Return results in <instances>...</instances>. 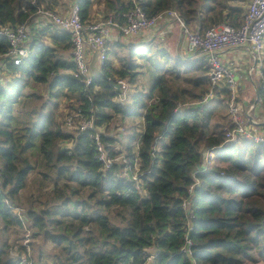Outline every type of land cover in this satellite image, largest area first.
I'll return each instance as SVG.
<instances>
[{
    "label": "trees",
    "instance_id": "trees-1",
    "mask_svg": "<svg viewBox=\"0 0 264 264\" xmlns=\"http://www.w3.org/2000/svg\"><path fill=\"white\" fill-rule=\"evenodd\" d=\"M61 1L0 0V26L31 21L41 9L56 12ZM79 4L85 22L92 20L94 7H102V20L123 24L124 15L136 6L149 17L177 11L189 29L203 31L225 23L239 27L244 20L243 11L229 7L227 0ZM49 35L54 45L64 42L71 47L70 36L56 27L38 29L30 57L20 66L8 65L14 77L0 84V264H15L28 255V246L10 244L8 234L21 233L25 240L30 229L33 239L42 237L54 247L47 254L39 250L40 264L43 259L51 264L264 262V146L241 137L227 141L226 131L232 126L219 124V107L202 103L211 89L207 63L174 60L157 41H110L109 58L86 85L73 76L74 63L46 44ZM8 50V40L0 36V54ZM144 69L150 88L119 102L114 83L135 82ZM32 83L48 85L50 97L40 108L21 111L24 98H41L28 94ZM215 93L226 99L230 92ZM60 99L104 126L108 156L126 155L132 170L125 171L121 163L106 169L97 159L91 132H68L58 114ZM179 103L190 106L176 111ZM217 103L227 105L223 100ZM19 114H26L27 120ZM128 119L143 121V128H120ZM118 128L129 132L123 149ZM210 150L215 158L207 164L204 155ZM30 153L41 154L42 168L31 162ZM137 162L139 172L134 169ZM36 171L34 189L29 178ZM135 174L139 187L129 179ZM186 199L191 201V222L183 207ZM187 234L191 255L183 250ZM29 259L33 262L32 255Z\"/></svg>",
    "mask_w": 264,
    "mask_h": 264
},
{
    "label": "built area",
    "instance_id": "built-area-1",
    "mask_svg": "<svg viewBox=\"0 0 264 264\" xmlns=\"http://www.w3.org/2000/svg\"><path fill=\"white\" fill-rule=\"evenodd\" d=\"M81 6L77 0L67 14H59L53 11L41 9L36 16H42L47 24L56 27L60 32L66 33L71 38L73 52V63L75 71L73 76L83 80L86 85L93 82L94 76L90 72L89 54L96 52L100 62L103 64L109 58V41L112 32L115 30L122 37L129 38L139 33L155 29L162 20L174 19L179 22L184 34V47L187 54L191 56H203L207 61L208 78L211 82V89L208 96L202 103L213 97L214 91L221 85H226L230 92L228 98V112L231 119L232 129L226 131L227 141L232 142L241 137L256 145L264 146V135L253 133L245 123L244 113L239 106L237 99L238 82L232 66L223 62L221 52L227 49L247 48L257 61L263 59L264 54V0H251L244 16V20L239 27L222 24L207 30L197 28L190 30L184 19L177 11L168 10L156 17H149L139 6L124 15V23L119 24L113 19L107 21L85 22L81 15ZM32 21L17 25L0 26V36L9 42V50L0 54V84L4 83L3 72L8 65L20 66L28 59L33 52ZM114 85H118L119 102H128L130 85L125 79H118ZM264 87V77H262ZM190 105L178 104L176 111H181ZM92 113L93 110L90 109ZM64 126L68 132H91V138L96 145L97 159L102 161L106 169H110L115 163L125 166V171H131L129 159L126 155L115 158L108 156L107 147L104 144V126H98L93 116L86 113L82 108L69 109L64 114ZM139 143L137 144V146ZM72 147H70L71 149ZM215 158L214 151L207 152L205 161L211 164ZM134 169L139 172V164L134 165ZM206 170L205 168L203 169ZM139 187L140 178L137 174L129 179ZM199 183V182H198ZM3 187V178L0 173V191ZM190 188V192L193 190ZM191 201L186 199L183 207L189 211V221L194 218L190 210ZM192 241L187 234L183 250L191 255ZM15 264H33L28 256H23ZM195 264V262L193 263Z\"/></svg>",
    "mask_w": 264,
    "mask_h": 264
},
{
    "label": "crops",
    "instance_id": "crops-1",
    "mask_svg": "<svg viewBox=\"0 0 264 264\" xmlns=\"http://www.w3.org/2000/svg\"><path fill=\"white\" fill-rule=\"evenodd\" d=\"M76 1L77 0H62L59 6L56 8V13L67 14ZM250 1L251 0H227V5L229 7H234L242 10V16L244 17ZM102 15V7H94L92 20H90L89 22L104 21L102 20ZM31 21L35 24V26L32 27L33 39L35 40L37 30L42 29L50 24H47L44 18L40 15L35 16ZM191 27L194 28L196 26ZM55 33H58V31H56ZM111 36L112 38L110 41L123 43L125 42L127 44L136 42L151 43L152 41H157L160 43L161 47L174 58V60L186 64L195 61L197 62L203 59L207 63L205 57L203 56H191L186 53L184 47L183 29L179 22L174 19H164L155 29L139 33L129 38L122 37L121 34L115 30L112 32ZM44 41L49 46L54 47L56 50H58V52L63 55L66 61L73 63L72 46L70 48H67V44L64 42H61V45H54L52 43V37L50 35L45 37ZM220 55L223 62L232 66L235 71L236 79L238 82L237 99L239 106L242 108V111L244 113L246 126L250 130H252L253 133L264 135V99L260 95L262 92L261 89L264 88L262 85V77H264V54L261 61H257L247 48L227 49L221 52ZM248 55H250L252 58H250ZM89 61L91 74L93 76L98 75L102 70V63L100 62L96 52H91L89 54ZM7 71L8 70L6 69L3 72L5 82L1 84L2 86L6 85L7 82L12 80L14 77L13 76L11 79H7L5 77ZM140 71L143 74L145 73L143 70ZM125 80L130 82L127 79ZM224 89H227L226 85L221 84L216 90L222 91ZM215 91L213 93V97L204 104L208 103V106H210L213 98H216V101L223 100L225 103L227 102L226 106H220V104L216 103L212 108L217 109L219 107L217 110L219 111V113L222 112V117L220 119L221 121L218 120V122L220 125L228 127L231 124V119L228 112L229 97L227 96V98L225 99L224 94H219L220 98H217V94L215 93ZM198 104L200 105V103H193V105ZM67 111H69V109H67ZM125 122H127V124L134 123V125L141 128H143L144 126L143 121H136L135 119H128Z\"/></svg>",
    "mask_w": 264,
    "mask_h": 264
},
{
    "label": "rangeland",
    "instance_id": "rangeland-1",
    "mask_svg": "<svg viewBox=\"0 0 264 264\" xmlns=\"http://www.w3.org/2000/svg\"><path fill=\"white\" fill-rule=\"evenodd\" d=\"M190 30H195V29H190ZM109 44V43H108ZM110 47V46H109ZM110 51H111V48H110ZM250 58H252L250 55H248ZM8 70V69H7ZM145 73L142 75H140L137 79V81L135 82H128L129 85H130V91H129V96H128V101L131 100V97L132 95L134 94V92L136 90H141V89H144V90H148L150 88V79H149V76H148V72L144 69L143 70ZM5 77L7 79H11L13 77L12 73L10 72H6L5 74ZM28 94L29 93H36L38 94L39 96H41V98L37 99L36 97H34V101H30V99L28 98H24L22 100V102L20 103V105L18 106V109L19 110H25V109H32V108H40L42 106V104H44L45 102H47V100L49 99L50 97V90H49V87L48 85H45V84H34L32 83L31 87L28 89ZM216 98H213L212 101H211V105L210 107H214L215 104L217 103V101L215 100ZM68 100L67 99H60V107L58 108V114H60V119L63 121L64 120V114H66L67 112V109H69L68 107ZM19 117H21V119L24 117V116H27L26 114H19L18 115ZM24 121L27 120L26 117L23 118ZM119 126L120 125V122L118 123ZM124 126L123 127H120L122 129H126V127H131L133 126L132 124L134 123H128L127 122H124ZM118 138L124 143V145H120L119 148L120 149H123V147L125 146V144H127L128 142V136H129V132H124V130L122 131H119V128H118ZM30 156H31V162L32 163H36L37 162V166L39 168H42L43 167V164L44 162H40V159L42 158L41 154H36L35 157L32 156V154L30 153ZM38 171L34 172L33 174H31L30 178H29V185H30V188H32V185L33 187H37V184L35 181H37V178L39 177L38 175ZM32 233L33 231L30 229L29 232H27V236L25 238V240H22V234H15L13 233L12 235H10V233L8 234V236L10 237V241L9 243L12 244V245H16V244H25L28 246V257L32 255L33 257V262L35 264H40L39 262V250H44L45 253L44 254H47V250H49V252L51 250H54V247L50 244V243H46L43 241V238L42 237H38V238H35L33 239L32 238ZM2 234V231L0 229V235ZM0 239L3 241L2 237L0 236ZM31 243V245H29ZM150 262V260H149ZM41 264H51L48 260L46 259H43V261L41 262ZM260 264H264V262L260 263Z\"/></svg>",
    "mask_w": 264,
    "mask_h": 264
},
{
    "label": "water",
    "instance_id": "water-1",
    "mask_svg": "<svg viewBox=\"0 0 264 264\" xmlns=\"http://www.w3.org/2000/svg\"><path fill=\"white\" fill-rule=\"evenodd\" d=\"M115 86V88H116V90L117 91H119L120 90V88H119V86L118 85H114ZM206 155H207V153H205V155H204V158H206Z\"/></svg>",
    "mask_w": 264,
    "mask_h": 264
}]
</instances>
